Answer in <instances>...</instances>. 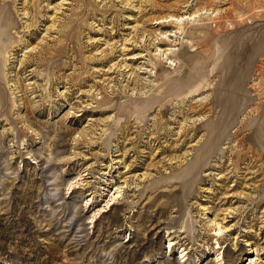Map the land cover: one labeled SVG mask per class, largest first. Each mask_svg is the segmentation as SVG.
<instances>
[{"label": "rangeland", "instance_id": "obj_1", "mask_svg": "<svg viewBox=\"0 0 264 264\" xmlns=\"http://www.w3.org/2000/svg\"><path fill=\"white\" fill-rule=\"evenodd\" d=\"M0 264H264V0H0Z\"/></svg>", "mask_w": 264, "mask_h": 264}, {"label": "bare ground", "instance_id": "obj_2", "mask_svg": "<svg viewBox=\"0 0 264 264\" xmlns=\"http://www.w3.org/2000/svg\"><path fill=\"white\" fill-rule=\"evenodd\" d=\"M119 190H118V187H116L115 188V191H113V194L112 195H110V197H109V199L105 202V204L106 205H108V204H112L113 202H112V200L116 197L115 196V194H116V192H118ZM105 207V206H104ZM102 211H104V210H102ZM93 218V217H92ZM219 229H221V228H219ZM214 235H216V236H219L220 235V232H219V230L218 231H216V232H214L213 233ZM221 236V235H220ZM183 252V251H182ZM182 252H180L179 254V258H183L184 259V257H185V255L182 253Z\"/></svg>", "mask_w": 264, "mask_h": 264}]
</instances>
